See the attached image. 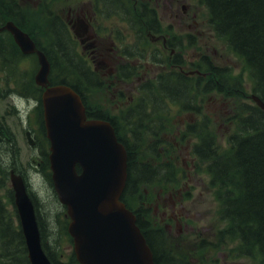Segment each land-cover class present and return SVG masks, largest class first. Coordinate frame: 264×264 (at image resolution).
<instances>
[{
  "label": "trees",
  "instance_id": "1",
  "mask_svg": "<svg viewBox=\"0 0 264 264\" xmlns=\"http://www.w3.org/2000/svg\"><path fill=\"white\" fill-rule=\"evenodd\" d=\"M99 1L103 2L105 6L108 5V0ZM130 1L111 0L109 4L112 6L108 5L109 17L125 14L132 20L133 7L129 6ZM2 2L3 0H0V4ZM201 2L209 10L210 23L216 34L223 38L229 48L243 60L245 68L253 80L254 92L264 100V0H201ZM9 3L6 4V7L14 8L11 5L14 0ZM141 7L140 23L143 24L145 20L148 27L158 30L159 21L155 9H150L148 4L141 5ZM121 11L122 13H120ZM5 19L13 20L32 34L29 27L30 20L27 16L0 15V23ZM51 28L52 30L50 29L47 33L45 46L37 40L38 46L46 52L51 60V81L53 84L70 85L86 100L88 92L85 91L88 89V85H91L89 81L91 80L93 84L99 79L72 47V39L61 16L53 17ZM9 36L12 40L11 35ZM8 40L9 38L4 36L0 39V57L7 79H14L18 82L25 78L28 83H31L30 77H25L27 71L20 68L25 55L20 52L13 41ZM205 61L212 76L203 84L201 81L194 83L191 77L178 71L161 75L158 84L150 83L148 87H152V94L156 96L154 91L161 92L156 106L155 102L151 100L154 110L161 109V105H165L168 100L181 106H190L188 101L196 98L200 86H203L204 91L223 90L224 93L227 92L231 95L236 93H230V91L242 88L240 77L218 83L213 79V72L218 74L222 69L213 66V63L207 58ZM41 91L42 89H40V93H37L38 104L35 107L40 131L37 143L40 145L42 153L38 170L51 188L54 207L43 210L44 204H41V201L39 203L33 191L30 190V193L35 203L43 245L49 258L54 264H80L74 254L68 261H62L60 252L57 250L58 244L51 241L50 238L48 239V222L56 235L61 236L68 234L69 217L66 216V208L59 204L53 189L48 157L49 140L46 136L43 119ZM145 102L146 100L143 104ZM149 106L150 103L147 101V104L142 105L141 111L136 112V109H131L130 112H126V115L124 114L125 117L123 115V118H126L123 120L133 134V141L142 139L144 132L147 129H152L150 123H145L149 121L146 119L152 115V112L147 109ZM94 114L99 118H107L103 115V111ZM237 116V129L230 134L226 150L218 151L214 135L208 132L201 136L203 141L195 149L204 159L210 161L208 167L212 183L216 185L215 194L220 202L221 217L228 223L225 229L219 231V237L223 241L238 242L234 251L236 256L257 258L259 264H264V110L256 104H243ZM108 119L114 124L120 140L126 145L129 152L128 180L122 195V199L129 205L130 200L138 192L140 181L149 180L154 174L155 168L137 161L135 143L132 142V139L128 142L126 137L124 138L120 134V126L117 123L120 121L115 117ZM192 130L195 131V127H192ZM3 149L8 150L3 151ZM5 156H8L12 166L15 167L19 161V147L13 134L5 126L3 115H0V173L3 169L2 161ZM13 200V192L10 191V201L13 203ZM135 212L138 224L153 250L156 264H192L189 259L178 256L166 243L163 229H154L151 227L150 221L144 220L143 213H147V209L142 208ZM16 217L15 207L10 210L8 203L0 196V264H30L25 237Z\"/></svg>",
  "mask_w": 264,
  "mask_h": 264
},
{
  "label": "rangeland",
  "instance_id": "2",
  "mask_svg": "<svg viewBox=\"0 0 264 264\" xmlns=\"http://www.w3.org/2000/svg\"><path fill=\"white\" fill-rule=\"evenodd\" d=\"M43 1L48 3L49 8L59 12L66 21L68 17H83L81 14L86 13L88 8H94L93 0H40L39 9H37L36 1H25L27 17L31 18L30 28L33 24L36 25L33 27V30L36 37L42 42L47 41V31L50 29V22L45 14L46 12H42ZM110 1L108 0V5H110ZM138 1L141 0H131L129 6L137 4ZM143 1H149L150 6L156 9L165 27L172 21L170 16L172 13L174 17L177 13L183 14V3H191L193 10L198 12V22L194 25V28L188 26L189 23H192V18L188 17H184L182 22L176 19L177 21H174L173 24V34L178 35L176 42L179 43L176 44L174 52H177L181 58V69H202L203 66H200L201 60L205 55L209 56L218 65L230 66V77L241 76L242 79L244 78L243 91H230V93L245 92V94H240V96H232L231 94L224 93L223 90L204 91V89L199 90L197 94V102L200 104L202 113L211 117L210 128L212 127L217 135L220 146L225 148L227 146L228 135L234 129L235 118L233 115L239 110L241 102L251 100L252 80L247 71H245L243 62L227 47L225 41L215 34L209 20L208 10L200 0H173L172 6H170L169 0ZM120 16L124 18L126 15L120 14L118 17L112 18L95 17L97 19V29L104 30L101 33L105 36L108 28L116 27V30H122V35L130 33L128 26L122 22L123 19ZM88 18L94 23V17L92 19L88 15ZM188 30H192L195 35L192 36L195 38L188 36ZM155 35V37L158 36V34ZM133 40V38L125 36L123 43L124 45L131 46L135 44ZM116 44L119 47V43L116 42ZM114 46L116 45L114 44ZM120 47L125 46L120 45ZM138 47L135 50L137 52L135 53L137 54L136 57H128L129 59H126L123 56L118 60L116 73L115 70L109 76L108 74H102L101 72L103 71H98L101 73L99 75L102 79V86L99 90L88 94L89 103L100 108L102 107L111 114H116L129 106L134 98L138 97L137 87L145 82L146 78L153 80L152 78L157 72L165 70V68L162 69L161 67L162 63L153 58L152 52L154 49H159L164 55L160 57L156 51V56L159 58H165L170 53L168 47L165 48L163 46L162 41H151L148 39L144 43H139ZM78 49L81 50L82 46L79 42H76L75 50L78 51ZM83 55L89 60L91 66H95V62L91 60L89 53L86 52ZM130 62H133L131 65L137 68L136 75H139L135 77L136 75H132L130 70H128L129 76L127 79H124L122 68L120 67L119 69V66L123 65L124 68ZM21 68L31 73L34 88L36 86L34 76L38 69V63L35 62V58L29 55L25 56L22 59ZM101 69L98 68V70ZM190 75L194 81L201 80V83L210 77L209 74ZM216 80L218 81L217 77ZM20 87L21 81L16 82L12 79L8 81L0 59V115H3L5 126L13 134L20 149L16 170H20V172L25 174L29 187L41 199V204H44L42 209L48 210L54 207V203H52L51 189L43 174L37 168V163L40 160V151L29 144L26 135V131L29 129L32 131L34 139L40 134L36 114L34 110H31L34 102L31 98L22 97L18 93L21 90ZM190 111V109H180L177 107L171 109L169 114H167L166 120H164L166 128L161 133V138L163 139L162 146H164L162 160H176L181 172L187 169V165H192L193 161L195 168L199 172V175H193L192 183L195 185V188H193L191 197L185 200L184 206L180 209L179 206L174 207L171 205L176 214L182 213L183 220H174L166 223L163 221L164 217L162 218L161 211L154 213V201H156L157 194L161 189L165 193L163 196L167 197L166 186L162 188L159 184H152L141 187L138 195L139 198L135 196L130 202L133 206L137 207L140 205L148 207L149 205V219L155 228H162L164 230L163 234L166 243L172 247L175 253L185 256L196 264H258V261L254 258L235 256L233 251L235 243L220 241L218 238V232L226 226V223L220 219V204L216 199L214 189L209 183L210 176L205 171V163L195 159L192 155V145L196 141V138L188 134L186 128L189 123L200 120L202 115L196 116ZM141 141H145V139ZM142 157L145 158L144 155ZM2 166L3 169L0 173V196L8 203L10 210H13V203L10 201V190L12 189L10 170L13 167L8 156H5L3 159ZM166 203L169 204V202ZM53 242L58 245L60 244V252L64 253V259H67L71 255L73 243L69 240L68 235L62 234L61 236H57L54 232Z\"/></svg>",
  "mask_w": 264,
  "mask_h": 264
},
{
  "label": "water",
  "instance_id": "3",
  "mask_svg": "<svg viewBox=\"0 0 264 264\" xmlns=\"http://www.w3.org/2000/svg\"><path fill=\"white\" fill-rule=\"evenodd\" d=\"M9 30L24 53H36V81L42 94L50 139V165L59 200L71 217L69 232L82 264H155L153 252L134 213L121 201L128 177V154L108 120L88 119L80 95L69 85H50V61L30 35L13 22ZM78 33V31L76 30ZM264 108V102L253 96ZM29 141L34 144L30 131ZM14 202L25 236L30 264H53L26 183L11 170Z\"/></svg>",
  "mask_w": 264,
  "mask_h": 264
},
{
  "label": "flooded vegetation",
  "instance_id": "4",
  "mask_svg": "<svg viewBox=\"0 0 264 264\" xmlns=\"http://www.w3.org/2000/svg\"><path fill=\"white\" fill-rule=\"evenodd\" d=\"M27 1V0H18V3L16 2L15 5L17 7V9H15V12H19L21 9L19 6L22 7L23 3ZM37 2H40V0H36ZM170 1V6H172V1L173 0H169ZM4 3L0 4V14H8L13 12V10L9 9L6 6H3ZM95 11H93V9H88L87 10V14L86 16H95ZM171 17H173L174 20H176V18L179 21H182L184 19V17H188V18H192V23H189V27L190 28H194V25L197 24L198 22V14L196 11L194 12H189V9L187 8L186 5L183 6V14L181 15L180 13H177L174 17V14L172 13V15H170ZM86 18V17H84ZM69 22H71L72 24H80V17H76V18H70L68 17ZM165 40V44L166 45V37L165 35H161L159 36L157 39L161 40V39ZM83 43H84V47L85 50L87 51V53H89L91 59L97 64V66L95 67V70H98V68H102L101 70L104 72H101L102 74H108L111 75L113 73V69L114 66L111 65L113 64V62L115 61L116 58L119 59V54H118V50L116 48L109 47L108 42L110 41L112 42V39L110 37H106L104 36L102 33L98 32L95 27L93 26V24L91 22H89V29L86 33V35L83 38ZM176 60H178L176 58ZM100 73V74H101ZM182 190L183 188H177L174 190L169 191V198H164L162 199V206H163V210H164V215L167 214V209L170 208L172 211V215H176L174 213V209L171 208V205H175L176 204V199L179 195H182ZM177 191V192H176ZM161 198V194H158V199ZM166 202H169V204H167ZM159 205H156V208H158Z\"/></svg>",
  "mask_w": 264,
  "mask_h": 264
}]
</instances>
